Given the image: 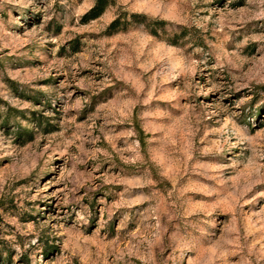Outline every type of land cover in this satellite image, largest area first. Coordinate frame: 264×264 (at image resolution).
<instances>
[{
	"label": "rangeland",
	"instance_id": "1",
	"mask_svg": "<svg viewBox=\"0 0 264 264\" xmlns=\"http://www.w3.org/2000/svg\"><path fill=\"white\" fill-rule=\"evenodd\" d=\"M105 1L0 0V264H264V0Z\"/></svg>",
	"mask_w": 264,
	"mask_h": 264
},
{
	"label": "trees",
	"instance_id": "2",
	"mask_svg": "<svg viewBox=\"0 0 264 264\" xmlns=\"http://www.w3.org/2000/svg\"><path fill=\"white\" fill-rule=\"evenodd\" d=\"M106 1L105 0H97L95 7L92 9L91 17L97 18L99 17L106 9ZM118 20H114L111 24L112 27H116Z\"/></svg>",
	"mask_w": 264,
	"mask_h": 264
}]
</instances>
